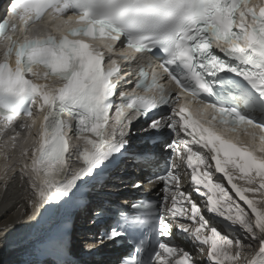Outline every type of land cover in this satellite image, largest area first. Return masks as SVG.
I'll list each match as a JSON object with an SVG mask.
<instances>
[{"label": "snow or ice", "instance_id": "snow-or-ice-1", "mask_svg": "<svg viewBox=\"0 0 264 264\" xmlns=\"http://www.w3.org/2000/svg\"><path fill=\"white\" fill-rule=\"evenodd\" d=\"M0 43L11 227L55 225L35 264H80L72 214L89 206L85 250L127 246L115 264H264V208L245 194L264 191V0H8ZM125 160L140 196L93 205L129 182Z\"/></svg>", "mask_w": 264, "mask_h": 264}, {"label": "bare ground", "instance_id": "bare-ground-1", "mask_svg": "<svg viewBox=\"0 0 264 264\" xmlns=\"http://www.w3.org/2000/svg\"><path fill=\"white\" fill-rule=\"evenodd\" d=\"M10 135L12 134H8V136ZM8 136L2 135L0 137V146L8 139ZM0 152H2V148H0ZM2 162L3 157L0 155V165H2ZM22 206L23 189L21 188L20 182L18 180H13L11 186L7 190V194H5L3 176L2 173H0V231L5 230L6 226L11 227L13 221L18 220L19 211ZM54 227L53 225L51 227L29 229L16 223L15 227H11V230L7 231V239L5 241H0V264H34L37 258L34 252L35 245L38 241L43 240L51 228ZM15 230H20V232L10 236ZM38 234L44 235L45 237L34 242L29 240V242L25 244V240Z\"/></svg>", "mask_w": 264, "mask_h": 264}, {"label": "rangeland", "instance_id": "rangeland-1", "mask_svg": "<svg viewBox=\"0 0 264 264\" xmlns=\"http://www.w3.org/2000/svg\"><path fill=\"white\" fill-rule=\"evenodd\" d=\"M260 202V204L262 203V205H264V201L262 200V201H259Z\"/></svg>", "mask_w": 264, "mask_h": 264}]
</instances>
